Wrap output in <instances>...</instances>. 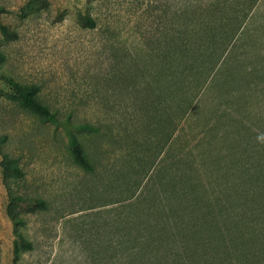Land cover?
Segmentation results:
<instances>
[{"label":"rangeland","instance_id":"rangeland-1","mask_svg":"<svg viewBox=\"0 0 264 264\" xmlns=\"http://www.w3.org/2000/svg\"><path fill=\"white\" fill-rule=\"evenodd\" d=\"M172 6L0 0V264H264V0L177 78L145 45Z\"/></svg>","mask_w":264,"mask_h":264},{"label":"trees","instance_id":"trees-1","mask_svg":"<svg viewBox=\"0 0 264 264\" xmlns=\"http://www.w3.org/2000/svg\"><path fill=\"white\" fill-rule=\"evenodd\" d=\"M183 1V7L176 9L172 6L164 11L165 26L154 35L155 38L150 37L145 42L151 51L162 57L165 70L170 72L171 78H177L178 73L188 75L191 71L204 68L208 64L217 65L220 59L229 53L240 35L245 34L244 26L259 2V0ZM28 9H19L17 13L22 14ZM77 16L83 26L95 27V20L90 15L79 11ZM0 28L5 35L13 33L5 24L0 23ZM11 86L17 95L40 111L46 120L58 122L56 113L50 107L31 98L32 94L39 93L38 86L26 90H21L13 84ZM77 154L79 164L89 169L91 166L87 156L79 150ZM140 241L134 239V248H138Z\"/></svg>","mask_w":264,"mask_h":264}]
</instances>
